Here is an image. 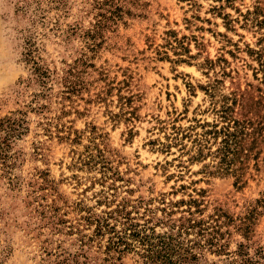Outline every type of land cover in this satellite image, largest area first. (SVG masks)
<instances>
[{"label":"rangeland","instance_id":"374dc122","mask_svg":"<svg viewBox=\"0 0 264 264\" xmlns=\"http://www.w3.org/2000/svg\"><path fill=\"white\" fill-rule=\"evenodd\" d=\"M130 223L264 264V0H0V264H164Z\"/></svg>","mask_w":264,"mask_h":264},{"label":"trees","instance_id":"16d2710c","mask_svg":"<svg viewBox=\"0 0 264 264\" xmlns=\"http://www.w3.org/2000/svg\"><path fill=\"white\" fill-rule=\"evenodd\" d=\"M263 22V21H262ZM41 74L42 73L40 70H38ZM24 121V120H23ZM228 131H224L223 134V140H222V146L217 149V153L220 154L222 157L221 164L223 165L224 162H227V157L229 156L230 153L235 154V151L232 150L231 147V137L234 136L235 134L230 131V129H227ZM220 131H213V133L218 134ZM222 132V131H221ZM207 133H212V131H209ZM202 152V149H200ZM187 224L182 223L183 227L182 229H188L192 228L194 225L191 223V220L188 219ZM137 224L130 223L129 227V232H125L124 236H119L121 243L130 245L128 243L127 239L132 238L135 240H139L142 244H149V247L145 249V255L147 259H149L151 262H154L157 258H161L164 264H174L175 261L173 260V254H177L178 252V258L180 260L182 259H187L188 255H191L192 258H196V254L193 253L192 249L193 246H183V242L180 241L177 237L174 235H159L155 236L154 234H150L147 229L143 228H138ZM159 238V243H153L151 240L152 238ZM125 238V239H124ZM120 243V244H121ZM162 246V248L155 249L156 246Z\"/></svg>","mask_w":264,"mask_h":264}]
</instances>
